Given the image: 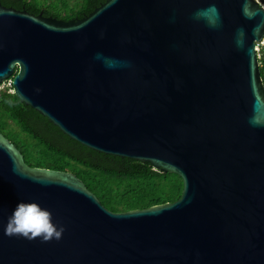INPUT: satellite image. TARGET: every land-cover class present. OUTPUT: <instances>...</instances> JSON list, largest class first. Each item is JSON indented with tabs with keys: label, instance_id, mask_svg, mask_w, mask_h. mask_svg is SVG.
<instances>
[{
	"label": "water",
	"instance_id": "water-1",
	"mask_svg": "<svg viewBox=\"0 0 264 264\" xmlns=\"http://www.w3.org/2000/svg\"><path fill=\"white\" fill-rule=\"evenodd\" d=\"M210 3L216 29L193 19ZM263 34L262 0H106L70 20L0 2V84L13 77L22 102L82 144L184 184L175 201L114 211L0 131V264H264V127L248 123L264 119ZM97 52L131 66L108 70ZM20 201L49 210L61 238L5 235Z\"/></svg>",
	"mask_w": 264,
	"mask_h": 264
},
{
	"label": "trees",
	"instance_id": "trees-1",
	"mask_svg": "<svg viewBox=\"0 0 264 264\" xmlns=\"http://www.w3.org/2000/svg\"><path fill=\"white\" fill-rule=\"evenodd\" d=\"M105 1L0 0L5 6L64 20L83 18ZM261 76L264 82L263 70ZM1 85L0 131L20 149L27 164L75 173L114 211L148 208L181 197L184 184L178 174L82 144Z\"/></svg>",
	"mask_w": 264,
	"mask_h": 264
},
{
	"label": "clouds",
	"instance_id": "clouds-1",
	"mask_svg": "<svg viewBox=\"0 0 264 264\" xmlns=\"http://www.w3.org/2000/svg\"><path fill=\"white\" fill-rule=\"evenodd\" d=\"M193 19L196 21H204L212 29H216L221 25L219 9L214 3H210L206 8L196 10L193 13ZM242 34L243 29H238L236 39L237 47L242 46ZM93 59L102 63L108 70L131 66L130 61L108 57L100 52H97ZM248 123L252 127H264V119L257 118L255 113L249 117ZM63 231V227L56 225L52 220V215L49 210L44 209L36 202L25 201L17 203L4 227L5 235L23 236L29 240L39 237L44 242L52 239H60Z\"/></svg>",
	"mask_w": 264,
	"mask_h": 264
},
{
	"label": "built area",
	"instance_id": "built-area-1",
	"mask_svg": "<svg viewBox=\"0 0 264 264\" xmlns=\"http://www.w3.org/2000/svg\"><path fill=\"white\" fill-rule=\"evenodd\" d=\"M255 51H256L259 67H260L261 71L262 70L264 71V34L260 40H256ZM3 84L5 85V87L9 88L8 91L13 92V78L12 77L6 79L2 83V85Z\"/></svg>",
	"mask_w": 264,
	"mask_h": 264
},
{
	"label": "rangeland",
	"instance_id": "rangeland-1",
	"mask_svg": "<svg viewBox=\"0 0 264 264\" xmlns=\"http://www.w3.org/2000/svg\"><path fill=\"white\" fill-rule=\"evenodd\" d=\"M3 87H5V85H4V84L1 86V88H3Z\"/></svg>",
	"mask_w": 264,
	"mask_h": 264
}]
</instances>
